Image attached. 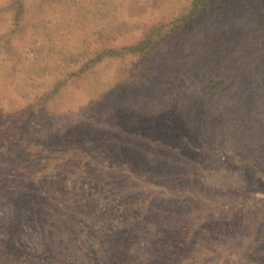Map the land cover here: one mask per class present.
I'll list each match as a JSON object with an SVG mask.
<instances>
[{
	"label": "rangeland",
	"instance_id": "1",
	"mask_svg": "<svg viewBox=\"0 0 264 264\" xmlns=\"http://www.w3.org/2000/svg\"><path fill=\"white\" fill-rule=\"evenodd\" d=\"M192 3L0 0V264H264V0Z\"/></svg>",
	"mask_w": 264,
	"mask_h": 264
},
{
	"label": "trees",
	"instance_id": "2",
	"mask_svg": "<svg viewBox=\"0 0 264 264\" xmlns=\"http://www.w3.org/2000/svg\"><path fill=\"white\" fill-rule=\"evenodd\" d=\"M208 3H209V0H193L192 4H193L194 9L193 8L191 9V11L193 12L192 16L196 17L198 15H201L204 11H206L208 7ZM140 218H143L142 214H139L136 217L137 220Z\"/></svg>",
	"mask_w": 264,
	"mask_h": 264
}]
</instances>
